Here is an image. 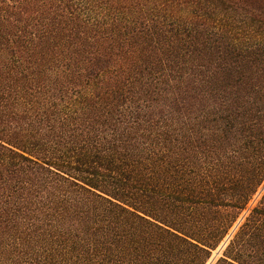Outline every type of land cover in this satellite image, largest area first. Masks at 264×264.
Wrapping results in <instances>:
<instances>
[{
	"label": "trees",
	"instance_id": "obj_1",
	"mask_svg": "<svg viewBox=\"0 0 264 264\" xmlns=\"http://www.w3.org/2000/svg\"><path fill=\"white\" fill-rule=\"evenodd\" d=\"M263 184L264 0H0V264H264Z\"/></svg>",
	"mask_w": 264,
	"mask_h": 264
},
{
	"label": "rangeland",
	"instance_id": "obj_2",
	"mask_svg": "<svg viewBox=\"0 0 264 264\" xmlns=\"http://www.w3.org/2000/svg\"><path fill=\"white\" fill-rule=\"evenodd\" d=\"M262 188H264V184H263V186H261L260 190H262ZM260 190H259V191H260ZM220 249H221V247H219L217 250H215V251L213 252V255H212L213 258L219 254V253L217 254V252H220Z\"/></svg>",
	"mask_w": 264,
	"mask_h": 264
},
{
	"label": "water",
	"instance_id": "obj_3",
	"mask_svg": "<svg viewBox=\"0 0 264 264\" xmlns=\"http://www.w3.org/2000/svg\"><path fill=\"white\" fill-rule=\"evenodd\" d=\"M219 252H217V254H218Z\"/></svg>",
	"mask_w": 264,
	"mask_h": 264
}]
</instances>
